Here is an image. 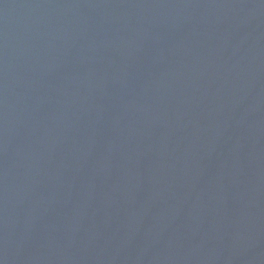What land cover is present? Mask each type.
<instances>
[{
  "label": "water",
  "instance_id": "water-1",
  "mask_svg": "<svg viewBox=\"0 0 264 264\" xmlns=\"http://www.w3.org/2000/svg\"><path fill=\"white\" fill-rule=\"evenodd\" d=\"M0 264H264V0H0Z\"/></svg>",
  "mask_w": 264,
  "mask_h": 264
}]
</instances>
